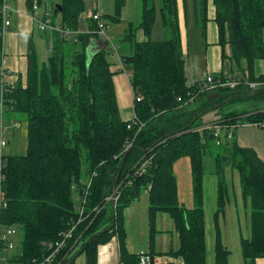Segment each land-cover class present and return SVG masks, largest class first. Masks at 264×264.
<instances>
[{
	"label": "trees",
	"instance_id": "obj_1",
	"mask_svg": "<svg viewBox=\"0 0 264 264\" xmlns=\"http://www.w3.org/2000/svg\"><path fill=\"white\" fill-rule=\"evenodd\" d=\"M41 1L26 0V7L30 11L34 2L40 5ZM139 1L140 21L129 24L123 39L131 50L128 55H120L121 65L129 68L133 92L141 97L140 102L133 103L136 123L120 117L114 72L106 57L107 42L90 52L87 49L92 35L78 33L74 40L54 34L46 63H39L34 47L29 46L25 80L18 79L7 95L11 112L27 123V148L25 155L4 157L0 170V191L7 205L0 212V231L12 226L21 232L20 253L8 252L6 263L41 264L51 254L50 246L75 226L72 238L52 264H66L75 242L79 243L78 252L85 256V264H97L100 246L113 239L118 244V264H141L143 257L154 253L152 249L145 255L127 251L122 212L147 192L151 248L156 217L163 213L174 224L178 248L161 255L183 264H206L203 178L207 156L214 162L218 179L214 264H228L229 257L217 225L230 199L227 169L237 173L241 200L249 213L250 238L241 240L244 262L255 264L264 258V163L253 150L235 141L225 140L217 146L210 132L193 131L207 122L234 124L247 111L227 105L235 100L264 98V86L253 91L242 85L234 90H209L203 82L188 86L177 0H160L159 6L154 0ZM211 1L222 56L228 46L234 70L242 72L230 79L264 84L263 76L253 75L255 62L264 60V0ZM208 2L195 0L196 25L203 38ZM125 3L114 0L113 14L102 15V19L110 25L120 23ZM59 5L60 11L55 6L52 10L54 23L77 32L83 1L61 0ZM156 20L165 34L161 41L151 39ZM2 25L0 13V28ZM93 29L95 25H91ZM138 30L144 41L135 40ZM2 49L0 34V70ZM254 92L258 94L251 96ZM231 96L235 98L225 104ZM257 109L261 111L245 117L249 122L264 117V105ZM205 116L210 119L205 121ZM129 124L131 129L127 128ZM181 158L190 162L191 209L181 206L177 198L173 166ZM93 173L96 176L85 197V219L78 223V205L72 193L78 192L80 204ZM114 185L118 198L112 210L106 199Z\"/></svg>",
	"mask_w": 264,
	"mask_h": 264
},
{
	"label": "crops",
	"instance_id": "obj_2",
	"mask_svg": "<svg viewBox=\"0 0 264 264\" xmlns=\"http://www.w3.org/2000/svg\"><path fill=\"white\" fill-rule=\"evenodd\" d=\"M82 1L84 4V11L79 19L78 33L85 34L90 31L91 25H94L90 19V14L94 11L92 7L94 2H96V9L101 15H109L110 12L114 10L112 0H109L107 4H103L101 0ZM5 2L10 7L11 11H9L8 14L10 26L3 36V56L1 58V66L2 69L8 73L5 82L13 84L15 87L18 84V79H21L22 82L25 80L28 70L29 46L32 44L35 52L39 49L44 50V46H46L47 50H50L54 34L47 32L42 33L37 30L31 18V13L26 7V0H5ZM53 2L58 3L57 5H59L61 0H53ZM40 4H42V1ZM154 4L159 6L157 0H154ZM195 5V0H177L179 28L182 38L181 52L185 60L184 70L188 86L202 82L207 74H213L216 77H223L227 79L236 75H241L242 72L234 70V66L229 60V47H225V50L223 51L225 53V57H223L221 47L217 44V26L214 22L215 10L212 1L209 0L208 2V22L206 24L205 38L202 37L201 30L196 25ZM133 6H135L134 21H131L132 18L127 19L129 20L127 21L128 23L123 21V23L127 26H129L130 23L137 24L141 18V2L139 0H134ZM126 10L127 8H125L124 11ZM44 12L51 13L48 8L45 7L42 10L40 6L39 14H43ZM52 20L54 21V19ZM120 23L122 24V22ZM114 31L113 27V29H111L112 36H115L113 34ZM122 32L123 33H120V37L122 38L120 41V50H122V54L128 55L131 50L130 45L128 42L122 41L127 31L123 29ZM115 34L117 35L118 32H115ZM164 38L165 34L160 21L156 20L151 34V39L153 41H161ZM97 39L95 36H90L87 50L93 52L104 45L105 41L99 39V36H97ZM135 40L137 42L144 41L141 30H138L135 33ZM114 45L116 50H119V47H117L115 43ZM117 53L118 55L116 56V59H118L119 66L123 68L124 66L120 63L121 52L119 53L117 51ZM129 75L130 73H128L126 77L132 91V101H130V96L127 92V94H125V102L127 109L130 112L129 115H131V113L133 114V89L130 84ZM253 75L255 77H264V60L255 62ZM121 80L124 81L123 78H121ZM258 110L261 111L260 109H257L256 105L246 107L244 111H247V113L235 122L237 128L234 132L233 141H235L240 147L253 150L258 158L264 163V130H258L250 124L247 118H245L248 115L259 112ZM16 114L17 113L7 111L3 117V122L6 126L5 134L8 136L10 134L13 140L22 137L20 127H13V123L15 122H17L20 126L18 122L20 119L16 116ZM209 119L210 118L207 116L204 117L205 121H208ZM0 138L3 139L2 134L0 135ZM9 145L10 143H6V146L3 148L5 153L3 151L2 157L5 154L8 156H19L9 154L10 152L14 153V149L12 148L7 150L6 147ZM1 163L2 159L0 158V164ZM204 164L205 174L203 178V199L206 264H214L216 243L215 215L217 210L218 179L215 175L214 162L209 156L206 157ZM173 173L177 181V198L179 204L187 209L193 208L194 203L189 159H179L173 166ZM225 177L230 188V199L225 207V212L218 217L217 225L220 231L221 242L229 251L228 264H245L241 253V240L250 238L249 213L244 208L241 200L239 178L237 173L227 169ZM148 206V194L147 192H143L137 200L123 210L122 218L126 231V249L131 254L140 255H145L151 252L152 249L154 254L143 257L141 264H150V257H153V264H165L167 259H170L169 263L174 264L173 260H175V258L167 255H161L167 254L169 251L176 250L178 248V237L175 232L174 224L166 214L159 213L157 215L155 221L156 234L152 237L153 245L151 248ZM138 219L141 220L142 223H136ZM135 224L142 227L141 232L135 235L136 238L141 237V252H135L130 249V243H136L135 241L131 242L129 240L130 232H132V234L135 232L133 229V225ZM110 243V248L105 252L106 256L101 259L102 264H118L119 251L117 241L113 239ZM101 249L102 248H99L98 250L99 254ZM255 264H264V258L258 259Z\"/></svg>",
	"mask_w": 264,
	"mask_h": 264
},
{
	"label": "built area",
	"instance_id": "obj_3",
	"mask_svg": "<svg viewBox=\"0 0 264 264\" xmlns=\"http://www.w3.org/2000/svg\"><path fill=\"white\" fill-rule=\"evenodd\" d=\"M39 7L36 2H34L31 6V10L29 11L31 13V18L39 32L42 33H50V34H59L61 37H66V38H73L74 40L76 39V36L78 35L77 32L69 31V30H64L59 28L54 21L52 20L51 13H43L39 14ZM10 7L6 4L5 0H2V5L0 8V13L3 19V25L0 28V34L4 36V34L7 32L9 26H10V21L8 19V14H9ZM90 19L95 25V29L90 30L87 32V34L92 35V36H102L105 38V42L113 46V53L114 55H118L116 47H114V43L111 41V38L108 36L107 31L110 28V24L106 22L105 20L102 19V15L99 13L97 9L91 12L90 14ZM8 76V73L5 72L2 67H1V79H0V135L1 131L4 128L2 124V118L4 117L5 112L7 111H12V108H9L7 105V95L9 92V89L13 88V84H9L5 82L6 77ZM203 86L204 88H207L209 90H219V89H228V90H234L236 89L239 85L244 86L247 90H255L257 88H260L264 86L263 83L259 82H249V81H241L240 78L237 79H227L223 77H216L212 74H207L205 78L203 79ZM141 97L139 95H136L133 92V103L134 102H140ZM12 104V102H10ZM135 116L133 114V118L130 120L134 121ZM255 127L262 128L264 129V117L262 119L252 121L250 122ZM13 127L19 128L20 126L18 125L17 122L13 123ZM128 129L131 128L130 124L127 126ZM237 128V125L230 124V125H222L219 123H212V122H207L204 123L196 128L193 129L194 132H197L199 134H202L203 132H210L213 136L214 142L217 146H220L222 142L225 140L227 141H233L234 138V132L235 129ZM130 144H127L125 146V150L129 147ZM6 146L5 141L0 138V158H2V149ZM145 164H148V161L145 162ZM2 167V163L0 164V170ZM96 176V173H93L92 177L87 181L84 194L82 196L80 204H78L77 210L79 212V219L78 223L82 222L85 217L84 215V204H85V197L87 194V191L90 187L92 178ZM1 180V178H0ZM117 195L115 191V195H111L106 199V203H116L117 201ZM7 205L4 200V194L2 191H0V212L3 209H6ZM75 226L71 228L67 233H64L62 237L60 238L59 241H57L54 245L50 246L52 248L51 254L42 262L41 264H52L54 258L58 256V254L65 248L67 241H69L72 238L73 232H74ZM15 234V229L12 226H9L7 228L2 229L0 231V264L4 263L7 261V253L10 252L11 250L14 249V246L12 243L8 241V238L12 235ZM77 242H75L71 248L70 252H72L74 249L78 248ZM170 259L166 260L165 264H172L169 263ZM174 264H183V262L179 259L173 260Z\"/></svg>",
	"mask_w": 264,
	"mask_h": 264
},
{
	"label": "rangeland",
	"instance_id": "obj_4",
	"mask_svg": "<svg viewBox=\"0 0 264 264\" xmlns=\"http://www.w3.org/2000/svg\"><path fill=\"white\" fill-rule=\"evenodd\" d=\"M52 1V2H50ZM103 4H107L109 2V0H101ZM113 4H114V0H112ZM48 3V4H47ZM134 0H126V6L125 8H127L126 11L125 8L122 9V14H121V23L118 24H112L110 25V28L107 31L108 36L111 38V41L113 43H115L117 45V47H119V50H117L119 53L121 52L122 54V50H120V41H121V37H120V33H123L122 30L125 29L126 31H128V26L125 25L123 23V21H126V23H128L127 19H131L132 18V22L134 21V11H135V6H133ZM158 5H160V0H157ZM58 3H54L53 0H42V4H40L42 10L46 7L48 8L49 12L54 8L55 5H57ZM93 10L96 9V2L93 3ZM110 14H113V11L110 12ZM52 19H55L54 17H52ZM114 27V32L113 34L115 36H112L111 34V29H113ZM115 32H118V34L116 35ZM99 39L105 41V38L102 36H99ZM113 39V40H112ZM123 41V40H122ZM108 48H109V54L106 56L110 65H111V70L112 72H114L113 74V84H114V91H115V95H116V100H117V104H118V108L120 111V117L123 120H130L133 118V114L128 111L127 106H126V102H125V94H129L130 96V101H132V91L131 88L129 86L128 83V79L126 77V75H128L129 73V68L127 67H120L119 66V62L118 59H116V55H114L113 53V46H111L110 44H108ZM45 49H39L38 51H36L37 53V58L39 63H43L47 61L48 57L50 56V50H47L46 46H44ZM80 46L76 47L77 49H79ZM115 47V45H114ZM122 69V70H121ZM121 78H123L124 81L121 80ZM125 91V92H124ZM251 105H256V107L261 108L264 105V98H257V99H248V100H235L231 103H229L227 105L228 108L233 109V110H237V111H244L246 109V107H249ZM16 116L20 119L18 120L19 124H20V131L22 132V137L16 140H13L11 135L9 134V136L7 134H5V128L2 129L1 134L3 136V140L5 141V143H10L9 146H7V150L9 149H14V153L10 152V155H25L26 154V148H27V140H26V121L24 120V118L20 115ZM199 123L201 122L200 120L198 121ZM255 127V126H254ZM258 130H264L262 128H258L255 127ZM6 150V151H7ZM4 149H2V154H3ZM5 153V151H4ZM8 156L7 154H5L1 159L3 160L4 157ZM83 169H84V164H83ZM143 194V193H142ZM141 194V195H142ZM72 199L75 202L76 205L79 204V194L76 191H73L72 193ZM136 223H142L141 220L138 219V221ZM15 229V234L10 236L9 239L11 241V243L14 246V249L12 250L11 253L14 254H19L20 253V247H19V242L21 239V232L20 230L16 227ZM133 229L135 230V232L132 234V232H130L129 235V240L131 242L135 241L136 243L132 244L130 243V249L132 251L135 252H141V237L136 238L135 235L139 234L142 230V227L140 225H133ZM111 243H107L105 245L100 246L101 252L99 255V260H98V264H102L101 259L103 257L106 256V251L110 248ZM79 251V248H76L73 250L71 257L75 256V254H77ZM86 260H85V256L84 254H79L75 257V259L73 260V264H85ZM2 264H11V263H2ZM145 264V263H143Z\"/></svg>",
	"mask_w": 264,
	"mask_h": 264
},
{
	"label": "water",
	"instance_id": "obj_5",
	"mask_svg": "<svg viewBox=\"0 0 264 264\" xmlns=\"http://www.w3.org/2000/svg\"><path fill=\"white\" fill-rule=\"evenodd\" d=\"M55 9H57L58 11H60L61 10V7H60V5H55ZM258 94V92H254V93H252L251 94V96H255V95H257ZM233 98H235V96H231L229 99H227L224 103L226 104L228 101H230L231 99H233ZM218 107V106H217ZM214 108H216V107H214ZM214 108H211V109H208V110H206L205 112L207 113V112H209V111H211L212 109H214ZM127 153V151L125 152V154ZM125 154H124V156H123V158H122V161H121V164H120V167H119V171H118V173H117V175H116V177L118 178L119 177V174H120V171H121V168H122V165H123V161H124V158H125ZM116 185H114V187H113V193H112V195L114 196L115 195V191H116ZM114 207H115V204L112 202L111 203V208H112V210L114 209ZM110 227H112V225L110 226ZM104 231H102L101 233H103ZM80 254V252H78L77 254H75V256H73V257H71L70 258V260L66 263V264H71L72 262H73V260L75 259V257L77 256V255H79ZM149 262H150V264H153V257H150V259H149Z\"/></svg>",
	"mask_w": 264,
	"mask_h": 264
},
{
	"label": "bare ground",
	"instance_id": "obj_6",
	"mask_svg": "<svg viewBox=\"0 0 264 264\" xmlns=\"http://www.w3.org/2000/svg\"><path fill=\"white\" fill-rule=\"evenodd\" d=\"M1 71V70H0ZM1 75V74H0ZM2 124H3V127L6 128L4 122H3V118H2ZM131 129V128H130Z\"/></svg>",
	"mask_w": 264,
	"mask_h": 264
}]
</instances>
